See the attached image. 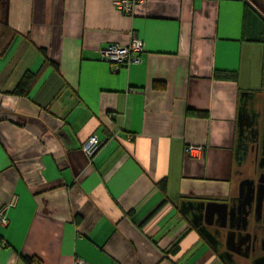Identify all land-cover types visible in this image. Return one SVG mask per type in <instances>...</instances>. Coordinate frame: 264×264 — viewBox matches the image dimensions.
<instances>
[{
	"label": "crops",
	"instance_id": "1",
	"mask_svg": "<svg viewBox=\"0 0 264 264\" xmlns=\"http://www.w3.org/2000/svg\"><path fill=\"white\" fill-rule=\"evenodd\" d=\"M115 1L5 0L0 20L16 35L0 57V211L14 206L0 264H253L241 252L261 246L264 222L244 230L229 213L256 169L246 136L264 93L257 4L139 0L127 15ZM133 35L140 63L113 72L99 49ZM45 56L57 68L13 95ZM90 136L102 146L88 159ZM210 204L228 205L226 217L201 218ZM238 236L251 240L233 251Z\"/></svg>",
	"mask_w": 264,
	"mask_h": 264
},
{
	"label": "flooded vegetation",
	"instance_id": "2",
	"mask_svg": "<svg viewBox=\"0 0 264 264\" xmlns=\"http://www.w3.org/2000/svg\"><path fill=\"white\" fill-rule=\"evenodd\" d=\"M257 4L255 6L258 10V14L260 15L261 21L264 23V0H253ZM259 6V8H258ZM259 104L261 105L259 110L257 111V118H258V130L257 132H254V130H251L248 132L246 136V140L248 141L250 148L248 151H250L254 155V159L256 161V169H255V175L252 179L251 186L247 185L244 187V191L248 190L249 188L255 189V199H253L252 202H250V207L246 203H248V200L246 198V193L244 192L242 195V198L234 202L232 204V207L234 208V211H237L238 209L241 212V218L243 217L245 212H248V219L251 221H260L264 222V93L263 97L259 99ZM234 221V220H233ZM239 222V223H238ZM235 225L241 226V229L244 226V222L242 219H239V221H234ZM238 242L236 244H231V249L233 251L239 250V245L244 244L245 241H250V237L248 236H238ZM256 238V237H255ZM245 249L241 253H251L252 255L256 256L254 259L253 264H264V240L261 244V246L257 247L256 245L251 246V248ZM246 251V252H245Z\"/></svg>",
	"mask_w": 264,
	"mask_h": 264
},
{
	"label": "built area",
	"instance_id": "3",
	"mask_svg": "<svg viewBox=\"0 0 264 264\" xmlns=\"http://www.w3.org/2000/svg\"><path fill=\"white\" fill-rule=\"evenodd\" d=\"M139 0H118L114 2L115 8L123 14L130 15L133 11L134 4ZM144 52L142 41L133 35L125 46L109 44L99 49L98 55L101 60L109 63L112 66V71L116 72L120 67H128L140 63L141 55ZM84 154L91 159L99 150V140L96 136H90L82 146ZM201 151L200 147L188 146L185 152L190 156H196ZM14 206V201H11L0 211V227L7 226L8 219L6 210ZM74 264H84L79 259H75Z\"/></svg>",
	"mask_w": 264,
	"mask_h": 264
},
{
	"label": "trees",
	"instance_id": "4",
	"mask_svg": "<svg viewBox=\"0 0 264 264\" xmlns=\"http://www.w3.org/2000/svg\"><path fill=\"white\" fill-rule=\"evenodd\" d=\"M262 22V21H261ZM263 24V36L262 38L259 40L260 43L264 44V23ZM14 35H16V32L11 29L8 25L4 24L1 20H0V57L6 52V50L8 49L12 38L14 37ZM45 55V54H44ZM45 65H53L55 68H57V65H55L54 63H52L49 59L46 58V56L44 57V60L42 62L41 68L37 71V72H26L23 74V76L21 77V79L19 80V82L17 83V85L15 86V88L12 90V94L18 97H27L33 84L36 82L39 72L43 69V67ZM214 77L217 79H225V80H233L236 81L237 79V74L234 71H220V70H216L214 72ZM187 114H194V115H202L199 114V112H195L193 110L187 109ZM102 146L101 142L99 141V149ZM159 187L160 189H164V182H160L159 183ZM177 250V245H175L172 249L171 252L175 253ZM27 261L29 262V264H35V260L34 259H28ZM37 264V263H36Z\"/></svg>",
	"mask_w": 264,
	"mask_h": 264
},
{
	"label": "water",
	"instance_id": "5",
	"mask_svg": "<svg viewBox=\"0 0 264 264\" xmlns=\"http://www.w3.org/2000/svg\"><path fill=\"white\" fill-rule=\"evenodd\" d=\"M251 184L252 183L250 181H248V180H246V181L241 183V186H240V197L243 194V187L247 186V185L251 186ZM245 193H246V198L248 200V203H246V204L248 205V207H250V202H252L253 199H255V189H254V187L253 188L252 187L251 188L248 187V190ZM202 207L203 206H200V211H198V212H201ZM227 209H228V205H226V204L225 205H221V206L218 205V204H210V206H205L204 213H203V210H202V214H200V215H201V218H203V215H204V218H206L208 215H210V218L217 217L219 219L220 218L224 219L226 217V215L228 214ZM230 211L231 212L229 214H230V217L232 218V217L235 216V214L233 213V209H231ZM236 214H239V215L241 214L239 209L236 211ZM247 216H248V212H245L243 217L242 218L240 217V219H242V221L244 222V226H243L244 230L246 228V225L248 224V217ZM203 224H205V223H203ZM202 229H204V231H205V228L202 227ZM205 236L208 237L210 235L205 234Z\"/></svg>",
	"mask_w": 264,
	"mask_h": 264
},
{
	"label": "rangeland",
	"instance_id": "6",
	"mask_svg": "<svg viewBox=\"0 0 264 264\" xmlns=\"http://www.w3.org/2000/svg\"><path fill=\"white\" fill-rule=\"evenodd\" d=\"M4 8H5V0H0V18L2 16V12L4 11ZM258 8H259V6H258ZM258 125H259L258 122H256L255 123V128H257ZM257 130H258V128L254 132H257Z\"/></svg>",
	"mask_w": 264,
	"mask_h": 264
}]
</instances>
